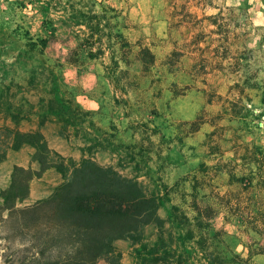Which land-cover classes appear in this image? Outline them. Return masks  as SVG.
<instances>
[{
	"label": "rangeland",
	"instance_id": "obj_1",
	"mask_svg": "<svg viewBox=\"0 0 264 264\" xmlns=\"http://www.w3.org/2000/svg\"><path fill=\"white\" fill-rule=\"evenodd\" d=\"M71 97L92 115L59 116ZM83 157L189 217L160 208L138 243L114 241L119 264L155 242L169 264H264V0H0V191L23 167L32 204Z\"/></svg>",
	"mask_w": 264,
	"mask_h": 264
},
{
	"label": "trees",
	"instance_id": "obj_2",
	"mask_svg": "<svg viewBox=\"0 0 264 264\" xmlns=\"http://www.w3.org/2000/svg\"><path fill=\"white\" fill-rule=\"evenodd\" d=\"M47 42L40 39L31 45L41 47V51ZM122 44H126L125 39ZM145 52L149 53L147 49ZM57 103L59 116L67 115V121L69 116L92 115L75 97ZM21 135L27 136V144L40 150L37 162L43 169L48 168L47 156L41 155L48 152L41 134ZM120 147L132 152L135 148L134 144ZM138 154L143 155L144 148H139ZM53 166L62 180L48 196L32 204L20 205L29 195V181L33 177L23 167L14 166L8 186L0 191V226H8L10 232L6 237L19 244L13 255L5 258L8 264H99L100 259L105 264H119L120 253L114 241L129 239L138 243L140 233L157 219L160 208L166 209L169 218L189 220L178 205L166 206L169 198L145 192L137 178L125 177L110 166H100L92 158H69ZM193 209L200 211L196 202ZM160 249L158 242L139 243L135 249L139 264H169L171 250L163 249L160 256Z\"/></svg>",
	"mask_w": 264,
	"mask_h": 264
}]
</instances>
